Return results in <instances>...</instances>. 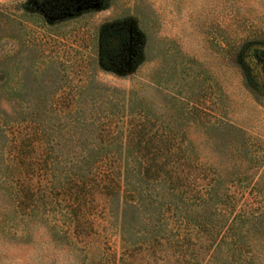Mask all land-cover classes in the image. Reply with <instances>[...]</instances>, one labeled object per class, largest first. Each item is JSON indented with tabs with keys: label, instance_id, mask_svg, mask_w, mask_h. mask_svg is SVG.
Returning a JSON list of instances; mask_svg holds the SVG:
<instances>
[{
	"label": "trees",
	"instance_id": "1",
	"mask_svg": "<svg viewBox=\"0 0 264 264\" xmlns=\"http://www.w3.org/2000/svg\"><path fill=\"white\" fill-rule=\"evenodd\" d=\"M260 51L247 46L241 60L264 59ZM0 72V95L25 104L26 75ZM40 81L45 91L31 112L20 102L0 110L1 234L23 240L39 224L78 264H110L101 239L113 225L114 264H264V149L243 137L222 105L215 121H204L190 91L169 99L179 101L169 117L208 134L206 162L183 128L141 104L132 85L121 89L93 75Z\"/></svg>",
	"mask_w": 264,
	"mask_h": 264
},
{
	"label": "rangeland",
	"instance_id": "2",
	"mask_svg": "<svg viewBox=\"0 0 264 264\" xmlns=\"http://www.w3.org/2000/svg\"><path fill=\"white\" fill-rule=\"evenodd\" d=\"M86 7L88 11L55 22L33 0H0V68L16 78L26 75L25 104L0 95V110L15 109L20 102L31 112L34 96L45 91L40 81L45 75H69L71 83L77 75H93L121 89L132 85L141 104L183 128L203 161L212 159L209 136L194 121L168 116L179 103L172 100L171 105V95L191 92L188 101L201 110L204 121H215L222 105L243 137L264 149V59L241 60L247 46L264 51V0H96ZM221 36L226 40L218 42ZM23 65L30 68L23 71ZM32 68L36 75H30ZM250 170L260 172L255 166ZM95 203L103 206V197L96 196ZM104 231L101 240L108 243L114 264L118 235L113 225ZM22 239L0 233V264L81 261L66 246L60 248L59 241L49 240L42 225ZM84 241L90 253L92 245L88 238Z\"/></svg>",
	"mask_w": 264,
	"mask_h": 264
},
{
	"label": "flooded vegetation",
	"instance_id": "3",
	"mask_svg": "<svg viewBox=\"0 0 264 264\" xmlns=\"http://www.w3.org/2000/svg\"><path fill=\"white\" fill-rule=\"evenodd\" d=\"M33 1L39 4V6L41 7V10L50 14V16H54L55 22H58L61 20H65L66 18L73 17L79 13L88 11L89 7L85 8V6L92 4L96 0H33ZM77 5L81 7L79 10L76 11L74 10V7H76ZM131 41H132L131 49H133L135 53L136 47H135V40L133 36H132ZM133 56L134 55L129 56L130 61H133L134 59Z\"/></svg>",
	"mask_w": 264,
	"mask_h": 264
}]
</instances>
